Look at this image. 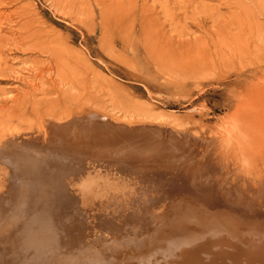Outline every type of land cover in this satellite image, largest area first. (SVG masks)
<instances>
[{"label": "rangeland", "instance_id": "obj_1", "mask_svg": "<svg viewBox=\"0 0 264 264\" xmlns=\"http://www.w3.org/2000/svg\"><path fill=\"white\" fill-rule=\"evenodd\" d=\"M9 1H0L1 22L12 18L10 29L25 24L33 34L29 41L43 46L24 53L8 47L0 60V141H15L20 151L26 145L22 139L39 130L45 116L58 121L60 110L47 114L45 104L39 117L24 122L12 110L16 96L28 92L23 79L52 61L42 52L49 45L59 49L85 84L65 107L75 115L101 112L116 121L128 119L124 113L130 110L132 122L141 124L131 127L143 135L137 143L156 145L161 152L144 167L145 182L130 169L129 184L105 174H95L91 190L70 181L69 187L77 191L58 197L60 224L82 221L105 206L109 214L126 217L124 231L138 230L146 221L148 229L150 220L158 222V230L150 227L143 244L136 241L131 252L123 246L131 253L126 258H132L126 264L137 263L142 254L153 264L183 257L227 264L226 258H236L246 242L264 244V68L257 73L249 69L264 66V48L242 60L229 53L228 45L229 36H241L242 27L264 44V0H17L5 6ZM41 94L38 99L47 97ZM48 99L55 101L56 96L49 94ZM144 108L171 117L154 120L143 116ZM76 176L66 173L62 184ZM203 193L210 196L213 217L202 220L201 227L205 224L208 231L191 235L198 246L165 248L161 243L171 237L166 229L180 220L172 219L169 209L183 205L198 211ZM28 200L23 199L18 218L29 206H38L37 200ZM145 205L146 218H136ZM189 215L190 222H196ZM34 216L31 224L37 226L42 220ZM191 225L198 226L186 224ZM80 242L84 247L91 244ZM15 245L10 244V256L18 257L14 264H29ZM46 246L54 251V243ZM263 257L260 251L247 255L249 264H264Z\"/></svg>", "mask_w": 264, "mask_h": 264}, {"label": "bare ground", "instance_id": "obj_2", "mask_svg": "<svg viewBox=\"0 0 264 264\" xmlns=\"http://www.w3.org/2000/svg\"><path fill=\"white\" fill-rule=\"evenodd\" d=\"M16 1L10 0L4 5H10ZM13 15L18 17V13ZM11 21L6 19L1 22L0 19V60L7 54L6 49L8 47H15L13 51L20 53L41 51L43 43L33 44L29 41L33 34L26 29L25 24L10 29ZM240 33L241 36L238 34L232 37V33L228 38L229 53L234 57L245 60L250 58L252 53L255 55L259 48L260 50L264 48V44L259 45L255 40V35L247 32L245 27L240 28ZM251 39L254 40V46L250 44ZM188 45L185 46V50ZM174 51H171V54H175ZM42 52L49 54L52 61L39 68L40 72L37 75H29V78L23 79L28 92L16 96L12 110L16 115L15 117L23 122L27 118L34 120L35 117H39L44 104L43 110L47 111V114H52L53 110L56 109L60 110V116L57 117L58 121L56 122L51 120L52 116H45L46 119L39 127L41 130L36 129L26 134L22 142L23 145L26 142L24 146H28L30 149L22 146L23 149L19 151L16 143L15 146L12 144L15 141H0V264H14L18 258L17 254L14 257L13 255L10 256L12 253L10 244L12 242L17 244L15 250L20 249L19 252H23L21 257L30 259L29 264L129 263L132 258L128 259L126 256L131 254L128 252H131L134 243L138 241L143 244V239L148 238L150 227H152L150 230L153 228L158 230V222L150 220L148 229L146 221V225L138 230L124 231L122 223L126 217L121 214H109L111 211L105 206L96 210L94 215L90 213L82 221L67 220L68 222L63 223L69 225L64 226L58 222L60 216L56 203L59 196L63 195L67 198L77 191L69 187L70 181H80L82 188L91 190L95 174L117 176L116 178H121L120 182L129 184L127 170L130 169L133 171L134 177L145 182L144 167L146 168L153 158L160 157L161 152H158L156 145L143 146L137 143L143 140V135H136L131 127L136 128L141 124L132 122L134 118H132L133 113L129 112L130 110L124 113V117L129 116L128 119L124 118V120L118 121L101 112L73 114L65 106L67 102L75 99L80 89L79 85L83 84L85 89V84L78 79V71H73L75 68L66 61L59 49L48 45ZM263 68L264 66L262 68L254 66L249 69L251 72L257 73ZM38 92L42 93L41 96L47 97L42 100L38 99ZM49 94L56 96L55 101L48 99ZM143 111V116L154 120L171 117H167L165 114H156L145 108ZM30 115L32 116L29 117ZM44 115L46 114L44 113ZM57 164L63 165L64 168L61 171L55 169ZM69 172L77 176L68 179L66 184H62L61 178ZM202 195L201 208L198 211L188 208L189 206L183 207V205L169 209L172 219L179 218L180 220L174 222V226L166 229L170 232L168 236L171 237L161 245L165 248L170 246L173 249L179 246L180 250L187 247L192 249L193 245L196 246L197 243H194L195 239L191 235H199L200 232L208 231V228H204L205 224L201 227V223L203 221L208 222L213 217V210H211L213 205H210V196L205 193ZM28 198L33 199V201L37 200L38 206L34 208L29 206L26 213L24 211V214L18 218L20 213L18 210L24 204L23 199L27 203ZM147 209L148 206L145 205V208L140 212L142 214L136 218H141V215L146 218ZM35 213L42 220L37 226L31 224V221H34L31 220L32 217H36L34 216ZM189 213L195 217L196 222H190ZM102 219L107 221H102ZM187 223H194L198 226L191 225L188 228ZM67 231L71 232V235ZM62 232H66V234L60 236L59 234ZM13 237L16 239L13 240ZM108 238L111 241H108L110 240ZM72 240L75 241L72 242ZM82 240L91 244L87 247L80 246L86 244L80 242ZM237 241L240 242V240ZM48 242L55 244L52 253L46 248ZM242 245L244 244L242 243ZM117 246L122 248L119 249ZM123 246L128 247L129 251H124ZM93 247L94 249H92ZM243 247L245 249L239 255L236 254L237 259L234 256L230 257V255L225 262L249 264L247 255L258 251L264 254V244H260V242L250 240ZM113 248L115 249L113 250ZM159 252L162 250H158L156 253ZM221 256L227 257L223 253ZM147 257L148 254L139 255L135 260L137 263L134 264H153L152 262H145ZM263 260L264 257L260 261ZM170 263L205 264L200 263V260H189L185 257L181 261Z\"/></svg>", "mask_w": 264, "mask_h": 264}]
</instances>
